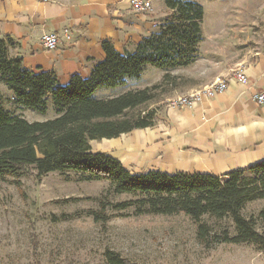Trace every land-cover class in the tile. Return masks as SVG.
Masks as SVG:
<instances>
[{
  "label": "trees",
  "instance_id": "1",
  "mask_svg": "<svg viewBox=\"0 0 264 264\" xmlns=\"http://www.w3.org/2000/svg\"><path fill=\"white\" fill-rule=\"evenodd\" d=\"M165 6L170 13L157 32L144 38L134 52L121 54L105 40V59L93 68L91 76L83 79L75 75L66 86L54 72L26 70L21 58L8 55L14 41L0 40V81L13 92L15 104L46 115L52 99L56 112L52 120L30 122L6 110L0 96V174L35 171L37 180L68 171L85 174L88 180L109 182L115 195L141 196L115 205L101 201V210L94 214L96 222L107 220L109 206L116 210L134 207L137 215H185L198 226L203 245L253 243L264 249V236L256 230V220L264 225V209L256 220L243 214L248 204L264 200V161L223 177L159 171L136 175L119 160L91 148L92 141L155 127L157 112L149 110L148 105L163 85L108 100L96 99L98 90L140 79L148 66L166 71L163 84H170L175 80L170 71L196 62L203 41V6L196 0H165ZM226 219L232 221L235 235L228 229L213 234L206 222ZM104 257L107 264H131L110 250Z\"/></svg>",
  "mask_w": 264,
  "mask_h": 264
},
{
  "label": "crops",
  "instance_id": "2",
  "mask_svg": "<svg viewBox=\"0 0 264 264\" xmlns=\"http://www.w3.org/2000/svg\"><path fill=\"white\" fill-rule=\"evenodd\" d=\"M168 12L165 0L143 15L131 9L130 0H0V40L14 41L8 55L21 58L26 70L54 72L66 86L75 75L88 79L93 68L105 59L103 41H111L121 54L134 52L144 38L157 32L159 21ZM66 31L70 39L64 37ZM46 33L61 35L56 50L43 47L41 39ZM258 37L247 36L241 53L217 44L212 57L201 56L200 50L193 65L171 72L177 80L186 76L183 72L187 74L193 81L189 92L202 89L218 77H228L225 92L192 107L170 108L160 129L157 123L116 139L92 141L93 152L119 160L136 175L159 171L223 177L263 162L264 104L259 105L254 97L264 90V48L257 43L264 40V30ZM238 66L247 77L246 83L232 77ZM131 82L100 89L94 96L108 100L136 91L130 87ZM133 134L147 138L135 139ZM133 164L138 172H132Z\"/></svg>",
  "mask_w": 264,
  "mask_h": 264
},
{
  "label": "rangeland",
  "instance_id": "3",
  "mask_svg": "<svg viewBox=\"0 0 264 264\" xmlns=\"http://www.w3.org/2000/svg\"><path fill=\"white\" fill-rule=\"evenodd\" d=\"M151 1L156 6L164 0ZM196 1L205 12L201 56L212 57L216 44L241 53L247 36L258 37L264 30V0ZM257 43L264 48V40ZM240 68L232 71V77ZM162 72L148 66L142 79H133L129 84L133 90L163 85L156 92L155 101L148 105L149 110L157 112L159 129L170 108H181L173 107L171 102L195 92L187 90L193 81L186 73L177 80L171 74L174 71H170L175 80L163 84L167 72L163 76ZM12 95L0 81L4 108L12 114L30 122L56 118L52 99L48 101L47 114L42 115L18 107ZM131 169L138 172L139 168L133 164ZM31 172L0 174V264H107L104 257L107 250L131 264H264V249L257 244L203 245L198 226L185 215H137L134 207L116 210L109 206L107 220L96 222L94 214L101 210V201L115 205L139 200L141 196L115 195L109 182L88 180L87 175L72 171L49 174L40 180L36 179L35 171ZM262 209L264 200L252 202L243 214L256 220ZM206 222L213 234L225 229L231 235L236 234L229 219ZM256 230L264 236V225L258 220Z\"/></svg>",
  "mask_w": 264,
  "mask_h": 264
},
{
  "label": "built area",
  "instance_id": "4",
  "mask_svg": "<svg viewBox=\"0 0 264 264\" xmlns=\"http://www.w3.org/2000/svg\"><path fill=\"white\" fill-rule=\"evenodd\" d=\"M39 2H48L49 0H36ZM131 9L138 14H147L152 11L151 0H130ZM64 37L70 39L69 33L66 31ZM61 35L58 33H46L41 41L42 45L47 50H56L60 44ZM233 78L241 83L247 82V77L242 68L233 72ZM228 89V78L218 77L212 84L204 87L199 91H195L187 96L178 97L177 100L171 102L173 107H192L201 102L204 98H213L214 96L225 92ZM255 101L262 105L264 104V90L254 97Z\"/></svg>",
  "mask_w": 264,
  "mask_h": 264
}]
</instances>
